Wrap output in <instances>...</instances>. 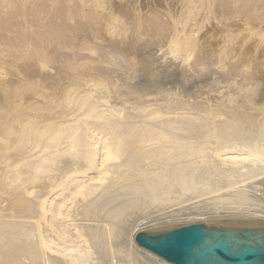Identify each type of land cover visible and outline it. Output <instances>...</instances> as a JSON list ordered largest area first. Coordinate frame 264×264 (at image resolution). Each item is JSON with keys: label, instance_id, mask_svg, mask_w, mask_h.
Wrapping results in <instances>:
<instances>
[{"label": "bare ground", "instance_id": "1", "mask_svg": "<svg viewBox=\"0 0 264 264\" xmlns=\"http://www.w3.org/2000/svg\"><path fill=\"white\" fill-rule=\"evenodd\" d=\"M182 1V14L188 10L189 16L203 4ZM121 2L116 7L115 0H0V57L16 64L55 60L93 66L96 58L84 50L96 53L94 37L120 32L121 21L126 30L165 33L161 51L168 46L172 53L166 42L178 36L185 15L173 19V11L143 12L135 7L137 2L134 7L130 1ZM219 6L223 16L239 14L243 29L264 17V0H220ZM106 41L101 42L104 48L117 52L118 44ZM243 64L211 67L207 74L147 64L137 84L134 80L125 85L138 87L140 100L135 96L133 110L109 101L105 93L91 91L95 95L86 105L77 99L83 105L77 106L68 125L44 129L60 154L41 153L33 162L31 155L22 157L31 163L17 170L18 180L9 172L11 162L0 163V177L8 181L3 187H9L0 191V264H174L132 236L144 227L174 220L264 225V69L253 71ZM108 71L104 76L109 75L112 86L115 80ZM168 77L181 87L188 83V91L170 94L171 88L164 89ZM207 84L213 85V92L205 90L208 96L202 90ZM155 87L164 88L156 94ZM215 92L217 98L210 94ZM42 130L19 134L39 138ZM0 143L3 156V148H11L14 141L0 135ZM42 177V185H32Z\"/></svg>", "mask_w": 264, "mask_h": 264}, {"label": "rangeland", "instance_id": "2", "mask_svg": "<svg viewBox=\"0 0 264 264\" xmlns=\"http://www.w3.org/2000/svg\"><path fill=\"white\" fill-rule=\"evenodd\" d=\"M121 1L122 0H115L114 3L115 6L116 7L120 6L122 4ZM124 1H125L124 3L126 4L132 2L131 3L132 7L136 5L135 7H137L139 10L143 8L142 9L143 12H147V11L150 12L151 10H153V12L156 14L158 12L161 14H166V12L171 13V11H173L171 13L173 15V19L179 17L182 14V7H181L183 4L181 3L182 0H135V1L124 0ZM211 2H212V6H211ZM201 4L202 7L192 16H189L188 10H185V13L183 12L184 14H182V17L185 15L184 17H185L186 26L184 25L183 26L184 29H183L182 25L178 24V28L180 29L178 36L171 40L167 38L169 41H167L166 39L167 41L166 43H168L169 46L171 47L172 53H168L170 52L167 48L168 46L163 48L164 50L167 49L165 50L166 52L163 50L161 51V47L165 45L164 44L165 40H163L165 39V33H161L156 30L154 31V29H151L152 32L153 31L158 32L159 35H157L158 33H154V32L152 33L151 31H149L150 29L149 30L144 29L143 31H135L127 28L126 30V26L124 25V22L121 21L118 22L120 24L119 26H121L120 32L112 31V33L111 32L104 33L103 35H98V37L95 36L96 38L94 37L93 40L96 41L99 46V49L95 51L96 53L88 50H84L83 53L85 55L88 56L90 55L89 57L94 56V58H96L97 61L95 62V65H93L94 67L92 66L93 63L89 64V66L88 65L86 66L85 63L84 64L85 67H84L81 64L79 65V63H77V65L75 66L74 64L71 63L64 62L63 64V62L55 61V60H49L46 63L30 62L26 64L24 63L16 64V62L7 60L9 59L8 57H5L7 59H3L2 57H0V106L4 110V112L0 111V117H3L1 118L2 129L0 130V135H2V137L14 141L11 148L9 149L3 148L2 150L3 156H0V163L5 162L6 160H8L7 162H11L10 166L12 169L9 172H11V174L15 176L16 180H18L20 176L17 170L21 169L24 164L36 161L37 160L36 156L38 154L41 153L44 154L47 153L53 155L60 154L61 148L58 147L56 144L49 142V140L46 138L47 136L46 131H51V129H53L56 124L59 125L64 123L65 125H68L67 122L73 120V115L77 110V106H79L80 104L83 105V103L76 102L77 99H83L86 105L87 101L90 99V96L93 97L96 93H98V95L105 93L106 99L108 98L109 101L115 104L120 103L126 105V107L128 108H131L132 104L137 105L136 103L138 102V98L140 100L138 91L136 90L138 89V87L136 86L132 87V85L129 84L131 83V81L134 80H135L134 83L137 84L138 78L136 77H138L139 71H141V69H145V67L146 66L148 67V65L149 66L151 64H152L151 66L157 65L156 67L159 68H163L162 66L166 67L167 65L168 66L170 65L169 67L171 68L175 67L176 69L181 68L183 70L194 69L197 70L198 73L204 71L203 74H207L208 72L206 71H208V69L210 71L211 67H212L211 70L213 69L217 70L216 68L220 69L221 67H225L226 65H232L235 62L237 63L242 61V64L244 62L242 66L245 65L244 68H247L249 70L257 71L260 69H264V31H263L264 17L263 19L260 18L261 20L258 18L256 21L251 20L250 23L246 25L243 29L242 26L240 27V24L243 23L241 21V17L239 16V14L233 15V13H228L227 16L222 15V10H219L220 0H213V1L202 0ZM172 7L174 8L172 9ZM168 8H171V10L168 11ZM227 25H229L228 27L229 30L228 28H226ZM161 34L162 37L160 36ZM105 39L107 41L111 40V42L109 41L110 43L114 42L115 44H118L117 52L114 51L115 52L114 53L113 51L111 52V50H106V48H104L106 46L105 44L103 45L102 43H105L104 42ZM107 41H106V45L108 44ZM121 44L123 46H121ZM146 44L148 45V47H150V49H148ZM151 44L153 45V47H151L152 46ZM161 44L163 45L161 46ZM135 45L137 46V49ZM142 45H144V47H142ZM119 47L120 48L122 47V49H120ZM145 47L147 48L142 50ZM126 48H128L129 51H127ZM134 49L137 51H135ZM119 50L120 51L123 50V52L127 51L129 57H130L129 53L133 52L134 50V52L131 53L132 58L130 57V59H127L128 58L126 56L127 53L125 52L124 54L123 52H119ZM152 50L153 52L155 51L154 52L155 54L152 52ZM87 51L88 54L85 53ZM107 51L108 53H106ZM144 51L148 53H144ZM142 52L145 56L141 54ZM116 53H119L120 55L119 54L116 55ZM2 59L5 61H3ZM132 61L136 67L133 66ZM126 64L129 66H127ZM131 64L132 66H130ZM99 65L105 68L106 71L107 69L109 70L108 71L110 72L109 74L112 75L111 76L112 78L110 77V79L111 80L113 79V81L115 80L114 81L115 83L113 82L114 85L112 84V86H110L109 84L110 80H108L109 75L104 76L106 75L105 74L106 71L103 68L101 69ZM20 69H22V71ZM99 69L104 70L105 73L103 71H100ZM96 70L98 72H96ZM51 71L54 73H50L48 75L47 73ZM115 71L117 74L115 73ZM45 73L47 77L45 76ZM125 73H127L130 80L129 78L127 79V75ZM29 74L32 75V77L29 78L28 76H26ZM124 75L126 78H122ZM115 76L119 77V79ZM53 77L55 78L53 79ZM120 77L122 79L121 82H120L121 80ZM169 78L171 77L164 79L166 84H165V88L162 87V89L168 88V90H170L169 88H171L170 91L172 92H170V94L175 93L178 96L180 94L183 95L185 92L188 91V87L187 90L185 87L186 85H188V83L182 85L181 87L180 86L181 82L179 81L176 82L177 80L176 79H175L176 81L173 80L174 79L173 77L170 80H168ZM124 79L127 81H125ZM123 80L125 83L123 82ZM170 81L172 84L174 83L173 81H175L176 84L175 83L174 84L177 87L175 85L174 86L169 85ZM95 82L97 83V86ZM126 82L129 83V84L127 83L128 85L127 87L129 89L125 86ZM23 83H25L26 85L29 84L30 85L25 86V84L23 85ZM92 83L94 84L91 85ZM117 84L118 86H115ZM120 84H123L122 86H124V88L120 87L119 86ZM113 86H115L116 88H114ZM189 86H191V84ZM134 87H136V89ZM203 87L204 88H202V90H204V92H206L205 90H207V88L208 90L211 89L210 92H213L212 91L213 85L207 84L206 89L205 86ZM116 89H118L117 91L119 93L116 92ZM155 89H153L154 90L153 92H155L156 94H159V92L162 91V89L160 88L156 90ZM91 91H94L95 94L91 93ZM134 91L136 93H134ZM116 93H118V95ZM216 93L217 92H215V94L214 93H210V94L212 97L216 96L217 98L219 96V93L218 94ZM126 94H128L127 97L124 96ZM162 94L163 93L161 92L160 95ZM205 94L208 96L207 92ZM121 95L124 96L125 99L124 97L121 98ZM118 96L120 99L118 98ZM135 96L136 97L138 96V98H136ZM133 98L134 99L136 98V100H134ZM34 128L37 129L43 128L41 133V135L43 136L38 138L35 135L32 136L31 134H28L27 137L29 139L21 138L19 131L23 132V131H27L28 129L33 130ZM44 129L46 131H44ZM23 154L24 156H22ZM29 155L31 156L29 157ZM22 157H29V159H31L30 160L31 162L28 161V158H26L25 160H20ZM51 163L48 162L47 166H49ZM45 180H46L45 177L36 179L33 181L32 185L34 186L42 185L45 182ZM0 181L2 182V184H0L1 187L0 191L5 193V191L8 190L9 187L7 188L3 186H5V184L8 183V181L4 177H0ZM181 221L182 220H174L169 222L155 223L150 226L144 227L143 229L145 230L148 228L164 229V228L180 226L181 223L182 224L184 223L183 225H185V222H183L184 220L182 222Z\"/></svg>", "mask_w": 264, "mask_h": 264}, {"label": "water", "instance_id": "3", "mask_svg": "<svg viewBox=\"0 0 264 264\" xmlns=\"http://www.w3.org/2000/svg\"><path fill=\"white\" fill-rule=\"evenodd\" d=\"M141 246L174 264H264V225L208 222L142 229L132 236Z\"/></svg>", "mask_w": 264, "mask_h": 264}]
</instances>
